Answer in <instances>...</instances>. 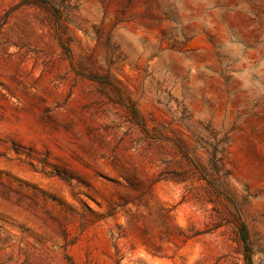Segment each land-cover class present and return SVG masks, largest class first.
I'll use <instances>...</instances> for the list:
<instances>
[{
    "label": "rangeland",
    "instance_id": "rangeland-1",
    "mask_svg": "<svg viewBox=\"0 0 264 264\" xmlns=\"http://www.w3.org/2000/svg\"><path fill=\"white\" fill-rule=\"evenodd\" d=\"M0 264H264V0H0Z\"/></svg>",
    "mask_w": 264,
    "mask_h": 264
},
{
    "label": "trees",
    "instance_id": "trees-1",
    "mask_svg": "<svg viewBox=\"0 0 264 264\" xmlns=\"http://www.w3.org/2000/svg\"><path fill=\"white\" fill-rule=\"evenodd\" d=\"M242 229H243L244 234H246V233H245V232H246L245 229H244V228H242ZM246 238H247V237L244 236V240H246Z\"/></svg>",
    "mask_w": 264,
    "mask_h": 264
}]
</instances>
